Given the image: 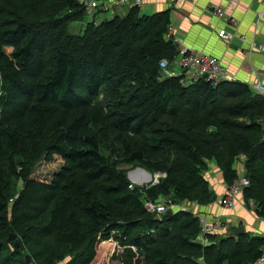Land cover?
I'll use <instances>...</instances> for the list:
<instances>
[{"label": "trees", "instance_id": "obj_1", "mask_svg": "<svg viewBox=\"0 0 264 264\" xmlns=\"http://www.w3.org/2000/svg\"><path fill=\"white\" fill-rule=\"evenodd\" d=\"M85 12L79 0H0V264H27L23 250L31 264H92L110 240L125 247L117 264L255 261L262 236L210 234L203 245L198 216L145 203L210 204V161L230 186L245 154L244 196L264 216V96L236 81L164 76L161 61L178 55L170 11L132 7L71 33ZM44 155L66 160L50 181L34 176ZM120 161L164 175L131 189ZM11 233L20 246L2 255Z\"/></svg>", "mask_w": 264, "mask_h": 264}, {"label": "crops", "instance_id": "obj_2", "mask_svg": "<svg viewBox=\"0 0 264 264\" xmlns=\"http://www.w3.org/2000/svg\"><path fill=\"white\" fill-rule=\"evenodd\" d=\"M216 5L224 8L227 17L235 18L236 24L231 25L213 14L212 7ZM142 8L146 11L150 8L153 11L151 14L170 11L171 24L167 38H172L178 45V55L170 64V69L176 74L181 71L178 65L181 57L180 48L186 46L218 57L226 69L229 81L240 82L250 87L258 83L264 84V0H145L140 11ZM118 11L126 15L129 8L117 6L113 16L121 15ZM221 28L234 33L231 42H226L220 37ZM241 35H245L247 40L243 41ZM253 43H262L263 48L256 49L252 46ZM260 94L264 96V93ZM235 168L238 175L245 170L244 164L239 160ZM205 177L216 200L210 204L184 202L181 209L190 211L198 217L209 214L211 222L219 225L213 233L217 237L238 240L242 235L249 239L263 236L264 216L257 214L255 208L246 206L242 196L238 198L234 207H225L220 203V199L227 192L228 183L217 161H210ZM239 226H243L245 232L232 235L233 229Z\"/></svg>", "mask_w": 264, "mask_h": 264}, {"label": "built area", "instance_id": "obj_3", "mask_svg": "<svg viewBox=\"0 0 264 264\" xmlns=\"http://www.w3.org/2000/svg\"><path fill=\"white\" fill-rule=\"evenodd\" d=\"M80 4L85 8L86 11L90 13H95L97 11H104V12H112L115 13V8L117 6H128V8L132 7H141L145 0H79ZM213 14L217 15L220 18H223L230 23L231 25L236 24V19L231 17H227L224 8L220 6L212 7ZM262 16V14L260 15ZM219 35L223 38L226 42H231L234 33L227 30L226 28H221L219 31ZM241 39L246 41L247 38L245 35H241ZM256 49H262L263 44L253 43L252 45ZM181 57L178 61V65L180 67V73L176 74L174 71L170 69V63L167 59H163L161 61V69L163 71L164 76H175L180 75L181 81L185 84H189L195 82L201 78L206 79L209 81L213 86L217 87L223 81L228 80L226 75V69L222 64V61L210 54L198 52L194 49H190L189 47L182 46L180 48ZM252 90L255 92L264 93V84L258 83L251 87ZM239 161L244 164L245 168V154H240L238 157ZM163 176L162 173L157 174L156 180L154 183L159 182V177ZM135 185H141L136 182L130 183V188H135ZM250 186V179L246 175V173H242L238 176L235 182L228 186L226 194L220 199V203L225 207H233L236 205L237 200L240 196L244 195L245 189ZM249 205L256 206V203L253 199L248 201ZM145 207L149 212H154L158 214H165L170 209L166 202L164 201H153L147 200L145 203ZM199 220H201L202 226L198 236V241L202 244L209 243V235L213 233L216 228L219 226L215 222H211V220L206 218V216H199ZM263 238V245H262V252L260 256L253 262L247 264H259L264 262V235Z\"/></svg>", "mask_w": 264, "mask_h": 264}, {"label": "rangeland", "instance_id": "obj_4", "mask_svg": "<svg viewBox=\"0 0 264 264\" xmlns=\"http://www.w3.org/2000/svg\"><path fill=\"white\" fill-rule=\"evenodd\" d=\"M149 11H146L144 8H142V13H146V14H151L153 11L150 10V8L148 9ZM121 15H123V12L122 11H118ZM85 17L82 19V20H74L72 22L69 23V31L73 34H83L85 32V30L88 28L89 26V23L93 20L99 22L100 20L104 19V18H111L113 16V13L110 12V13H102L100 16H98V18H96V15H97V12L95 13H90L88 11L85 12ZM116 15V14H115ZM13 51V47L12 46H9L7 47V52L8 53H11ZM105 96L104 93H101L99 95V99H103ZM103 149L104 151L109 154V156L111 155L110 154V149H109V145H104L103 146ZM113 157H115L114 155H111ZM115 159V158H113ZM123 161V159H122ZM66 163V160L58 155H52V156H47V155H44L42 156L37 165L35 166L34 168V176L38 179H41V180H44V181H50L54 178L56 172L60 171L63 164ZM121 164H119V169L124 171L126 173V176L127 178L132 182H136L138 184H141V185H152V184H155L154 181L156 180V176L158 174V172L154 173L150 170H148L149 172H151L153 174V178L152 180H148V181H143V182H137L133 179H131L129 177V173L130 171L134 170L136 167L140 166V165H136V166H133L131 164H125V163H122L120 161ZM144 168V167H143ZM146 169V168H145ZM243 170V166L241 168V171ZM244 173H246V170H244ZM242 174V173H241ZM155 175V176H154ZM164 175V174H163ZM229 186V185H228ZM162 201L166 202L167 205L169 206L170 209H173L176 211H183L181 209V206L182 204H184V202H188L190 200H184V201H179V202H176L175 198L172 196V195H166V196H162L161 197ZM242 198H244V202H245V205L248 206L249 208H255L253 205H249V203L247 202L245 196L243 195ZM197 202V201H196ZM234 207V206H233ZM178 209V210H177ZM180 209V210H179ZM206 216V218L208 219L209 218V214H203L202 216ZM199 223H200V227L202 226V223H201V220H199ZM215 232V231H214ZM213 232V233H214ZM211 233V234H213ZM199 236V235H198ZM20 240H13L11 242H9V248L6 249V251H3V254L2 255H6L8 250L9 249H13L14 248V243L19 242ZM106 241H104L102 243V245H104V250H102L101 252H99V255L98 257H96V259L94 260V262L92 264H101L102 262H105L106 264H117L119 263V259L118 258H113V255H119L120 253L123 252V250L125 249V247H121L119 244H117V242H114V241H109L107 243H105ZM110 243H113V251H112V255L110 256V258L108 257V255L106 254L107 250L112 247ZM210 243V242H209ZM208 244V243H207ZM204 245V244H203ZM16 246V245H15ZM20 246V245H19ZM23 255L21 256V258L25 257L27 258V256L30 258V256L27 254L24 253V250H23ZM105 256H107V258H105ZM27 260V259H26ZM31 260V258H30ZM69 260V258L67 257L66 260L64 261H61L59 262L58 264H66V262ZM11 264H21V262H19V260H15L13 261ZM27 264H31V263H27ZM123 264V262L121 263Z\"/></svg>", "mask_w": 264, "mask_h": 264}, {"label": "water", "instance_id": "obj_5", "mask_svg": "<svg viewBox=\"0 0 264 264\" xmlns=\"http://www.w3.org/2000/svg\"><path fill=\"white\" fill-rule=\"evenodd\" d=\"M137 170H142V171H146L147 173H149L150 174V179L149 180H152V178H153V174L151 173V172H149L147 169H145V168H143V167H141V166H138V167H136L134 170H132V171H130V173H129V177L131 178L132 177V174H133V172H135V171H137ZM159 174V173H158ZM155 176V175H154ZM132 179V178H131ZM133 180H135V179H133ZM136 181V180H135ZM144 181H146V180H144ZM138 182V181H137ZM140 182H143V181H140ZM175 213V210H173V209H169L168 211H167V215L168 216H172L173 214ZM245 232V229H244V227L243 226H239V227H237V228H235V229H233V231H232V235H240V234H242V233H244ZM16 237H17V235L16 234H14V233H11L10 234V237H9V241H13L14 239H16ZM15 245H16V247H19V245H20V243H18V242H16L15 243ZM27 263H30V258L27 256Z\"/></svg>", "mask_w": 264, "mask_h": 264}, {"label": "bare ground", "instance_id": "obj_6", "mask_svg": "<svg viewBox=\"0 0 264 264\" xmlns=\"http://www.w3.org/2000/svg\"><path fill=\"white\" fill-rule=\"evenodd\" d=\"M131 178L135 179L138 182L144 181V180L148 181L150 179V174L147 173L146 171L137 170V171L133 172Z\"/></svg>", "mask_w": 264, "mask_h": 264}]
</instances>
